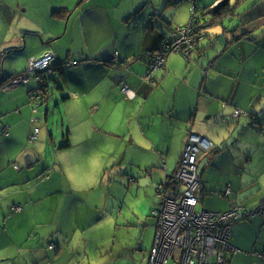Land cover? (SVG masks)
<instances>
[{"label":"crops","instance_id":"crops-1","mask_svg":"<svg viewBox=\"0 0 264 264\" xmlns=\"http://www.w3.org/2000/svg\"><path fill=\"white\" fill-rule=\"evenodd\" d=\"M172 1L160 5L161 0H0V86L1 80L23 72L29 58L47 51L55 53L53 65L59 68L51 73L53 80L47 86L45 76L9 91L0 88V264H55L59 258V264H75L66 252L74 248V231L88 228L86 217L78 219L79 213L90 222L83 207L87 202L78 190L93 188L99 168L108 166L115 151L127 154L124 142L141 149L122 166L129 186L147 204L144 213L133 211L126 217L141 237L154 242L157 189L172 176L190 132L211 140L218 150L222 137L215 132H226L234 125L222 143L233 154L226 158L228 152L218 151L219 155L202 157L207 156L200 166L204 167L203 183L213 175L214 185L202 189L200 209L223 212L238 203L248 209L264 203V182L254 180L257 186L252 190L242 179L246 162H254L253 147L260 144L264 148V131L261 135L259 130H264V58L257 62L262 86L251 89L226 79L228 70L222 62L223 53L232 60L249 51L255 56L264 54V39L256 34L264 22L246 23L249 28H242L240 42L230 39L229 47L223 49L224 41L215 61L204 56L194 59L198 53L203 55L202 38L188 57L169 52L164 66L154 71L152 79L147 78L150 64L141 55L158 48L164 36L184 24L168 6ZM155 7L162 10L161 17ZM153 12L150 20L148 15ZM251 15L258 20L264 16V0L242 14ZM222 27L219 31L213 27L208 34L220 32L228 38ZM248 32L256 36L253 44L243 37ZM116 51L120 67L109 62ZM202 59L208 62L203 64ZM66 60L79 63L60 66ZM121 83L135 90L134 98L120 93ZM236 108L247 115L237 119ZM211 125L214 132L209 131ZM6 126L8 135L4 134ZM35 129L39 133L31 141ZM249 137L252 141L247 142ZM235 143H242V150L237 151ZM238 157L240 166H235L232 161ZM130 165L138 170L127 168ZM212 165L219 170L213 171ZM228 186L232 192L227 197ZM15 204L22 211L11 210ZM30 222L49 223L52 232L48 237L37 236V227ZM63 222L67 230L59 229ZM55 242L58 247L51 248ZM231 243L238 251L229 253V264H264L254 254L264 250V217L236 223ZM138 246L136 252L147 264L149 252L144 253L142 239Z\"/></svg>","mask_w":264,"mask_h":264},{"label":"rangeland","instance_id":"rangeland-1","mask_svg":"<svg viewBox=\"0 0 264 264\" xmlns=\"http://www.w3.org/2000/svg\"><path fill=\"white\" fill-rule=\"evenodd\" d=\"M224 0L221 1L220 5L224 4ZM173 0L172 3L168 2V6H171L170 8L175 9L178 12V16L182 21H184V24L182 26H186L191 18V10H192V4L191 1L188 0H178L177 3ZM232 4L235 3V0H231ZM248 2V0H246ZM161 3V4H160ZM253 3V1L248 2V5ZM160 5L164 4V0H161L159 2ZM247 5V4H246ZM167 6V7H168ZM257 6V5H256ZM255 6V7H256ZM245 8V7H244ZM244 8H241V10L238 8V11L244 10ZM253 10V8H252ZM225 12V9H223ZM0 12H3V10L0 8ZM244 12L240 14V17L242 18V22L244 26H241L240 29H238L235 33L236 35H240L243 31V27L245 29H248L245 25L246 23H249L250 21H257L258 25L264 22V16H261V18L258 20V17L255 15L251 16H242ZM151 14V13H150ZM169 16V14H167ZM237 17V16H236ZM213 18L215 16L213 15ZM238 18V17H237ZM222 16L217 15L216 19L214 20L215 25L214 27L217 28V30H223L222 27ZM244 20V21H243ZM262 20V21H261ZM235 24L231 23V19L225 20L224 26L225 28L230 23L233 24L231 30L237 26L238 21L235 20ZM221 28V29H220ZM212 29V28H211ZM264 29V28H263ZM216 30V31H217ZM223 31L226 36L222 35L220 32L212 33V34H201L200 37H192V41L194 44L195 39L202 40V38H205V41L202 43V45L199 47L203 49L204 52L203 55H200L199 53L195 55L194 59L200 58V56H204L205 58L209 57L212 61L217 60V57L222 53L221 51L223 49H226L229 47L230 44H228V40H232L233 34L229 31H226L224 29ZM258 36H262V28H259L256 32ZM171 37H173L171 35ZM255 37V36H254ZM164 41V48H171L173 45V40L169 38H165ZM251 44H253L252 39H248ZM226 41L225 48L218 50V48L222 45V43ZM198 43V42H197ZM178 45H176L177 47ZM194 47V45H193ZM196 49V47L194 48ZM218 50V51H217ZM251 51L247 53V55L242 54L239 55V57L235 60L231 59V56H228L227 53H223L225 57H222L224 59L223 66L225 69L228 70L226 72L225 78L235 83L238 87L244 88H256L261 87L262 83L259 82L260 78V72L261 69L258 67L257 62L263 61L264 54H259L258 56H255L254 54H250ZM192 54V53H191ZM263 55V57H261ZM258 58V59H256ZM72 61V60H71ZM210 61V62H212ZM206 60L202 59L201 63L206 64ZM52 64V63H51ZM193 64H197L196 61H194ZM228 64V66H226ZM221 64L218 65L217 69H220ZM56 69H59L57 67H51L49 66V69H47L45 72H52ZM219 71V70H218ZM241 78L238 80V78ZM52 82V81H50ZM3 83V84H2ZM4 87L9 88V90L15 89L18 85L10 86L9 79H4L3 82H1L0 88L3 89ZM99 117V116H98ZM159 124L163 126V119L159 121ZM127 126V125H126ZM234 125H231V129L229 130L226 128V132L224 131H216L215 133L218 136H221L222 143L225 138H227L230 134V132L233 131ZM260 128V126H258ZM262 132L261 128L259 129ZM210 132H214V125L210 126ZM67 132V129H66ZM191 133V132H190ZM119 135L121 136V130L119 131ZM137 135V134H136ZM117 140V139H116ZM247 142L252 141V138H246ZM118 142V141H117ZM218 150H214V148L210 149L208 151V155L211 154L212 157L217 154L218 151L221 152L220 154H223L225 152H228V156L232 155L233 152L230 151V147H228L229 143L226 145L228 149L224 148V145H222ZM120 143H118L119 146ZM128 147V152L125 155V153H122L120 151H117V153L114 152L109 158V163L106 168H99L98 175L96 178V182L92 189L86 190L84 192H80L78 190V194L81 193L79 196L82 198H85L84 202H87V204H83L84 210L88 211L90 222L87 221L88 216H84L81 213H79L78 219H82L86 217V223L88 225V228H83L82 226L80 228H77L76 236L74 241V248H68L70 251L66 252V257L69 259H74L75 264H127L129 261L131 264H138L132 259V252L135 253L134 259L136 261L140 260L143 263H145V260H142L143 256L136 252L139 249V239L143 240L144 245V253H148L151 250L152 246V238L147 237H141L138 233V229H136L137 232H134L132 229V225L130 220L126 219L128 214L135 211L137 214L144 213V206L147 207L146 202L141 198V196L138 197L137 191L132 189V186H129L128 184V177L124 176L122 169V166L124 164H127L131 162L130 155L133 153H139L141 151L140 148L136 147L135 145L128 144L124 142V146ZM214 147V146H213ZM235 149L243 147V144H238L235 146ZM248 146H245L247 148ZM117 148V145H116ZM255 159L252 164L246 162V166L242 171V179L244 184H247L248 189H255V186H257L256 183H253L254 180H259L261 182H264V148L263 145H258V147H253ZM253 154V153H252ZM210 155V156H211ZM123 157V158H122ZM207 156H205L203 159L205 160ZM199 163L201 166L202 161ZM225 160V159H224ZM224 160L222 159L220 164H223ZM232 163L235 166H240L239 164V157L232 161ZM15 165V164H14ZM138 165V164H134ZM17 167V165H15ZM227 167V166H226ZM18 168V167H17ZM127 168H133L136 172L138 169L129 166ZM213 171H218L219 167H215L212 165ZM97 171V168H94L93 171ZM229 171L233 172L235 169L232 167L228 168ZM230 172V173H231ZM228 175V174H227ZM213 175H209L208 178L205 181V184L203 183V180L201 179V187L200 190L203 188L207 189L209 184L214 185V179ZM245 187V188H246ZM134 188V187H133ZM74 196V194H73ZM201 207H199L200 209ZM150 215V214H149ZM246 220V219H245ZM245 220H240L245 221ZM236 222V223H238ZM34 226L37 227V236H46L48 237L52 230L49 229V223H43V222H30ZM235 225V224H234ZM149 227H152L150 224ZM57 228L55 227V230ZM60 230H67L65 222L59 224ZM50 231V232H49ZM155 242V238H154ZM153 242V243H154ZM56 243V242H55ZM58 247L56 244H51L50 247ZM130 249V250H129ZM131 254V257L129 256ZM148 259V258H147ZM261 260H264V258ZM60 258L58 261L55 262V264H59ZM70 264V263H68ZM73 264V263H71ZM141 264V263H140Z\"/></svg>","mask_w":264,"mask_h":264},{"label":"built area","instance_id":"built-area-1","mask_svg":"<svg viewBox=\"0 0 264 264\" xmlns=\"http://www.w3.org/2000/svg\"><path fill=\"white\" fill-rule=\"evenodd\" d=\"M192 33L193 27L189 25L178 28L172 35L171 48H163L159 53H150L151 70L147 78L152 79L154 71L164 66L169 52H181L189 56L194 51ZM54 58V54L50 51L45 52L41 57L29 58L23 72L7 78L10 86L28 84L33 79L42 81L49 74L45 71L50 65L53 67ZM109 62L111 66H120L118 51L110 56ZM78 63L77 60L66 61L63 66ZM119 88L120 93L127 98L132 99L136 95L135 90L127 83H121ZM8 89L3 86V90L8 91ZM241 115H246V112L236 108L234 116ZM38 133L39 129H35L30 135V140H35ZM4 134L8 135V130H5ZM212 148V141L201 135L190 133L185 140L182 156L174 173L158 186V202L152 214L156 228L155 242L148 254L147 264H228L227 252L238 251L231 243L234 224L240 220L264 215V206L254 211L239 205L223 212L199 209L203 198L202 190H200L202 175L199 161ZM225 191L228 195L231 187L228 186ZM11 210L20 212L22 206L15 204ZM254 254L264 258V250Z\"/></svg>","mask_w":264,"mask_h":264},{"label":"trees","instance_id":"trees-1","mask_svg":"<svg viewBox=\"0 0 264 264\" xmlns=\"http://www.w3.org/2000/svg\"><path fill=\"white\" fill-rule=\"evenodd\" d=\"M188 1H191L192 10H191V18H190V21H189V23L187 25L193 27V33H192V36L193 37H196V36L197 37H200L201 34H205V35L208 34V32L211 30V28H213L214 25H215L214 20L216 19L217 15L222 16L221 23L223 21H225L226 19L228 21V19H231L232 18V22L231 23H233V24H235L236 21L234 22V18L237 16L238 18H236V20L238 21V24L233 29V31L231 30L233 24L230 25V23H229L226 28H225V26L223 24L224 22L222 23V25L224 26L225 29L230 30V32L234 35L233 38H232L233 41L240 42L241 39H238V38L241 37V34L240 35L239 34L236 35V33H235L241 27L240 26V23H241L240 14L242 12H244V11H248V10L254 8L260 1H263V0H250V2L253 1V3H251L250 5H248V3H246V0H235V3L234 4H232L231 0H229V2H226V3L222 4V5H220V3L216 4L219 1L221 2V0H188ZM248 2H249V0H248ZM244 3L247 4V6H245ZM238 8L240 10H241V8H244V10L238 11ZM155 9L157 11V9H159V7H155ZM223 9H225V12L223 11ZM159 15H161V14L159 13ZM213 15L215 16V18H213ZM176 31H177V29L172 30L171 31V34L169 36H164L163 37V39L161 40V44H159L158 48H156L154 50H151L152 52H147L145 55H141L142 57H140V58H145V60H148V62L150 64V58H149L150 53H159V52H161L163 50V48H164V43H165L164 41L166 40L165 38L172 39L171 35H174ZM262 32H263V35L262 36H259V38H263L264 39V29L263 28H262ZM254 36L255 35L252 32H248L243 37H246V39L247 38L248 39H254L256 37V36L255 37ZM258 41L260 43V40H258ZM197 42H198V39H195L194 44H193L194 45V48L195 47L196 48L198 47L197 46V44H198ZM54 60H55V58H54ZM66 61H63L60 64V66H63V64ZM246 115H247V112H246ZM241 116H239V118H237V119H240ZM6 127H7L8 132H9L8 126H6ZM184 144H185V142H184ZM234 145L237 146L238 144L235 143ZM224 148H225V144H224ZM236 150L238 151L239 148H237ZM200 162H201V160L199 161V163ZM225 192H224V195L228 197L229 194L232 192V190H231V192L228 195H226ZM237 205L242 206V207H245V206H243V204H239L238 203L236 205H233L231 208H233V207H235ZM260 206H264V203L262 202L259 205H257L256 207L251 208V209H248L247 207H245V208H247L248 210H253L254 211V209H256V208H258ZM258 217H264V215H261V216H258ZM231 252H234L235 253L237 251H231V250H229L227 252L226 257H227V263L228 264H229L228 255Z\"/></svg>","mask_w":264,"mask_h":264},{"label":"water","instance_id":"water-1","mask_svg":"<svg viewBox=\"0 0 264 264\" xmlns=\"http://www.w3.org/2000/svg\"><path fill=\"white\" fill-rule=\"evenodd\" d=\"M226 2H229V0H224V1H223V3H226ZM157 12L161 14V13H162V10L157 9ZM154 16H155V15H154V12L148 15V17H149L150 20H152ZM160 17H161V15H160ZM51 52H52V53L54 54V56H55V53H54L53 51H50V53H51ZM53 67H54V65H53ZM54 72H55V71L53 70L52 72H49L48 75H46V77H45V78H46V86L49 85V82H50L51 80H53V79H50V75H51V73H54ZM201 174H203V170H201Z\"/></svg>","mask_w":264,"mask_h":264},{"label":"clouds","instance_id":"clouds-1","mask_svg":"<svg viewBox=\"0 0 264 264\" xmlns=\"http://www.w3.org/2000/svg\"><path fill=\"white\" fill-rule=\"evenodd\" d=\"M189 134H190V133H189ZM189 134H188V135H189ZM194 134H196V133H194ZM198 135H200V134H198ZM201 136H202V135H201ZM203 137H204V136H203ZM205 138H206V137H205ZM210 141H211V140H210ZM213 146H214L213 148H215V145H214V144H213ZM205 155H206V154H205ZM181 156H182V154H181ZM203 156H204V155H203ZM180 158H181V157H180ZM176 167H177V166H176ZM199 167H200V166H199ZM200 170H204V167H203L202 169H200ZM201 175H203V174H201ZM170 177H171V176H170ZM170 177H168V178H170Z\"/></svg>","mask_w":264,"mask_h":264},{"label":"bare ground","instance_id":"bare-ground-1","mask_svg":"<svg viewBox=\"0 0 264 264\" xmlns=\"http://www.w3.org/2000/svg\"><path fill=\"white\" fill-rule=\"evenodd\" d=\"M3 82V80H1Z\"/></svg>","mask_w":264,"mask_h":264}]
</instances>
